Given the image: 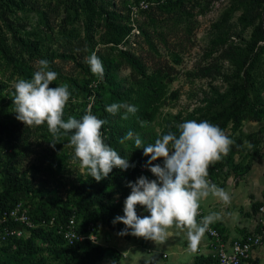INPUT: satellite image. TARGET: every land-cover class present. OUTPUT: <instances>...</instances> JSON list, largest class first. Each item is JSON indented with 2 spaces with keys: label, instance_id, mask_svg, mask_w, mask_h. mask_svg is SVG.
I'll return each instance as SVG.
<instances>
[{
  "label": "trees",
  "instance_id": "obj_1",
  "mask_svg": "<svg viewBox=\"0 0 264 264\" xmlns=\"http://www.w3.org/2000/svg\"><path fill=\"white\" fill-rule=\"evenodd\" d=\"M152 1L158 4L160 11L164 8H181L185 2ZM203 1L201 13H205L210 4L218 0ZM140 2L147 3L148 8L138 13H150V0H134L129 4H119L117 0H0L1 60L12 72L24 79H31L35 72L31 64L36 59H47L50 69L55 72L57 70L52 67L55 59L72 61L78 65L84 76L66 79L72 95L65 108V120L69 116L81 119L87 111L107 120L101 129L105 143L116 149L121 157L127 158L130 165H134L124 171L113 168L109 176L100 182H96L84 169L74 174V179L68 183L69 187L50 178L43 179L42 185H36V178L28 175L29 170L53 175L55 172L67 171L71 161L76 160L74 147L70 144L71 133L61 135L58 141H54L46 123L32 127L16 119L13 104L15 88L8 100L0 96V216L22 203L35 224L34 228L26 229L21 237H8L0 243V264H98L104 260L118 262L120 256L116 250L88 240L71 246L57 231L72 216L78 233H86L90 223L95 226L101 224L117 232L125 228L122 223L113 224L112 221L116 215L124 214V200L131 192L128 183H134L140 176L154 180L149 169L155 164L162 166L163 161L160 158L149 165L147 162L150 156L143 154V148H135L134 138L123 144L119 143L123 136L132 131L134 137L138 135L146 146L169 131L178 134L177 125L195 118L197 114L202 117L200 121L207 120L222 130L231 123L233 132L245 121L259 122L264 119V74L260 72L264 65V0H229L227 12L214 24L213 36L203 51V60L208 58L210 61L187 72L189 79H208L210 82L221 80L222 85L211 84L208 91L203 92L204 106L193 110L186 119L171 115L165 120L159 133L148 135L141 123L153 120L165 88L164 80L169 75L160 70L147 74L141 58L136 55L141 35L154 48L150 40L151 34L140 27L136 20L131 21V7L138 6ZM236 11L241 12L238 18L241 28L233 31L234 25L228 26L226 23L231 18V13ZM19 12L35 13L38 22L45 28L43 33H28L26 21H18ZM58 18L62 21V31L59 33L63 36V50L60 53L47 44V41L52 40L53 22ZM150 21L153 25L151 17ZM75 23L82 25L81 39L73 28ZM133 24L138 28L139 36L131 42ZM68 26H71L70 30L67 29ZM251 26L253 30L246 39L242 34ZM98 30H101V34L95 38ZM155 31L154 26V33ZM120 45L125 49L120 48ZM93 52L103 62V80L94 76L87 64V58ZM224 62L230 68L224 69ZM123 63L145 81L146 87L134 89L131 84L126 86L125 80L119 76ZM58 75L61 77L59 73ZM4 87L5 84L0 81V90ZM122 102L136 106L137 113L129 115L128 119H122L124 110L116 115L105 111L108 105ZM251 139L250 135L246 138L239 135L232 139L234 143L230 146L229 153L209 165L208 177H212L215 170L218 172L228 169L233 163L234 155L240 153L245 142ZM51 142H56L54 147ZM39 147L41 154L36 155V160H44L41 165L46 166L40 169L31 164L28 171L22 172L25 159L36 153ZM142 167L144 172L140 170ZM259 206L255 205L254 211L258 212ZM51 218H54L53 226L41 224L42 220ZM11 226L17 227V224L11 223ZM214 263L211 258H199L195 264Z\"/></svg>",
  "mask_w": 264,
  "mask_h": 264
},
{
  "label": "clouds",
  "instance_id": "obj_2",
  "mask_svg": "<svg viewBox=\"0 0 264 264\" xmlns=\"http://www.w3.org/2000/svg\"><path fill=\"white\" fill-rule=\"evenodd\" d=\"M37 64L31 79L20 78L14 84L16 119L32 127L46 123L54 141L71 133L74 159L96 182L108 177L113 168L127 170L134 167L127 158L121 157L116 149L105 143L101 129L107 120L90 111L81 119L69 116L65 120V108L72 95L69 86L65 83L50 87L57 80L58 73L50 70L47 59H40ZM87 64L90 72L103 80V62L96 53L88 56ZM121 110H124L121 118L128 119L129 115L137 113L138 108L122 102L112 103L105 109L112 115ZM177 129L178 134L169 131L146 146L138 135L134 137L132 131L119 140L123 144L134 138L135 148H143V154L150 156L149 165L160 158L163 164L150 167L155 180L140 176L134 183H128L131 192L124 200V214L116 216L112 223L125 225L118 233L120 236L130 234L161 243L167 240L169 229L187 230L190 247L195 251L209 225L219 219L217 213H212L198 223L200 200L212 194L225 204L230 203V195L211 184L207 177L209 165L226 156L234 141L218 125L207 120H186L178 124ZM55 144L51 142V146ZM137 205L149 215L138 216Z\"/></svg>",
  "mask_w": 264,
  "mask_h": 264
},
{
  "label": "rangeland",
  "instance_id": "obj_3",
  "mask_svg": "<svg viewBox=\"0 0 264 264\" xmlns=\"http://www.w3.org/2000/svg\"><path fill=\"white\" fill-rule=\"evenodd\" d=\"M41 1L43 0H40V2ZM150 1V13L143 11L137 15L135 20L140 27H144L151 34L150 40L154 48H151L144 37L138 34L139 46L137 49L138 54L136 53V55H139L141 58L147 74L150 75L160 70L161 73L169 75V78L164 80L165 88L153 120H145L141 123L143 130L146 131L148 135L153 132L159 133L164 126L165 120L169 119L171 115L179 116L183 120L186 119L187 115L193 110L204 106L202 103L203 92L208 91L211 84L217 86L222 85L221 80L210 82L208 79H189L187 72H190L194 67L200 64L204 65L210 61L208 58L203 60V51L207 48L213 36L212 31L214 24L219 22L220 17L227 12L229 8V0H218V2L215 1L211 3L205 13H201L200 10L204 5L203 0H185L181 8L175 10L164 8L160 11L157 6L158 4H155L152 0ZM117 2L119 4H122V2L123 4L125 2L129 4L133 3L134 0H117ZM162 2H164V0H161L160 3ZM53 4H55V2H53ZM51 7L53 8L52 4ZM18 15L20 19L17 20L19 22L26 21L28 33H43L42 31L45 30L43 25L38 22L39 19L35 13L19 12ZM240 15V11L231 13V18L226 23L228 26L229 24L234 25L232 27L233 31L236 29L240 30L241 28L238 22ZM150 17L154 20L153 25L151 24ZM61 25L62 21L60 18L53 22L52 40L47 41V44H50L52 49L57 50L59 53L63 50V36L59 33V31H62L60 28ZM154 26L156 30L155 33ZM73 28L80 35L79 38H83L82 25L80 23H75ZM67 29L70 30L71 26H68ZM252 30L253 26L247 28L244 30L242 36L248 39ZM100 32L101 30H98V32L95 33V38H98L99 34H101ZM44 53H46L45 50ZM38 60L40 59H36L31 64L34 71L38 68ZM79 62L82 61L79 59ZM52 64V67L57 70L61 77L58 75L57 80L50 84V87H56L65 83L68 84L66 79L70 77L81 78L84 76L81 68L72 61L64 62L60 59H55ZM223 66L224 69L230 68L226 62L223 63ZM12 71L13 70L7 67L5 62L0 58V81L5 84L4 89L0 90V96L7 100L10 98L15 82L20 79V77ZM260 72L264 74V65L261 66ZM119 76L121 79L125 80L127 87L130 84L134 89L146 87L145 81L138 77L129 66L124 63L120 67ZM223 86L225 87V85ZM201 118L202 117L197 114V116L191 120L199 122ZM223 131L231 140L239 135H242L244 138L250 135L252 139L245 142L240 153L234 155L233 163L230 164L227 169L229 171L224 170L214 173L212 176V184L214 178L215 180L219 178L223 181L230 171L241 175L242 173L248 172L257 160H264V119L259 122L245 121L235 132L232 130V124L229 123ZM38 154H41L40 147L37 149L36 153L25 159L21 169L22 172L28 171L31 164H35V166L40 169L46 166L41 165L44 160H42V162L36 160V155ZM83 170L84 168L81 167L80 162L74 160L71 161L67 171L55 172L52 173L53 175H47L43 172L39 173L35 170H29L28 175L29 177L33 176L36 178L34 181L36 185H42L43 179L50 178L56 182L61 181L63 184H66L65 187H69L68 183L74 179V174L79 171L82 172ZM96 229V235L99 239L98 244L102 246L118 243V239L115 238L125 236H120L118 235L119 232L108 229L101 224H97ZM126 236L131 235L128 234ZM134 241L136 240H131V243H134ZM136 242H138L136 243L138 246L137 250H133L131 253L132 259L135 260L136 257L148 256L146 251L143 252L140 247H143V249H145V247L147 248L149 242H146L142 237H138ZM153 257L159 258L157 253L151 254L148 258L150 260ZM142 259L143 258H139V260L136 261L141 263Z\"/></svg>",
  "mask_w": 264,
  "mask_h": 264
},
{
  "label": "crops",
  "instance_id": "obj_4",
  "mask_svg": "<svg viewBox=\"0 0 264 264\" xmlns=\"http://www.w3.org/2000/svg\"><path fill=\"white\" fill-rule=\"evenodd\" d=\"M213 184L224 189L230 195V203L225 204L219 197L209 194L207 198L200 200L201 215L197 217V221L199 223L203 217L217 213L219 219L209 227L217 229L222 235L223 242L228 246L233 240L241 239L255 232L258 219L260 217L264 219V213L259 212V208L264 206V160H257L248 172L241 175L230 171L223 181L214 178ZM257 204L260 205L258 212L254 211V206ZM137 215L147 216L149 213L143 208L137 211ZM168 232V238L163 243L145 239L146 242H149V246L145 249L140 248L143 252L146 251L148 256L136 257L135 260L132 259L131 253L133 250H137L138 237L131 235L115 238L118 239V243L105 245V247L115 249L120 260L118 262L104 260L100 264H195L199 258L213 259L211 248L213 241L207 232L195 251L190 247L187 230L173 227ZM133 239L136 241L131 243ZM156 253L159 258L153 257L149 260L148 257ZM139 258H143L141 263L136 261ZM249 262L250 264H264V242L251 251Z\"/></svg>",
  "mask_w": 264,
  "mask_h": 264
},
{
  "label": "built area",
  "instance_id": "obj_5",
  "mask_svg": "<svg viewBox=\"0 0 264 264\" xmlns=\"http://www.w3.org/2000/svg\"><path fill=\"white\" fill-rule=\"evenodd\" d=\"M218 2V1H217ZM148 8V4L145 2H140L138 6L131 7V21H135V18L139 14L140 10H146ZM133 29L131 32L130 41L133 42L138 36L139 31L135 24H133ZM133 46H135L133 44ZM122 49H125L123 46H119ZM119 169V168H116ZM121 170V169H120ZM141 172H144L145 169L142 167ZM124 171V170H122ZM217 170L214 171V173ZM154 176V175H153ZM156 177L154 176V180ZM207 179L212 182L211 177H207ZM118 202V196L115 198V203ZM143 207L140 205L136 206V210H140ZM260 213H264V206L259 208ZM122 216V214H118ZM116 215V216H118ZM201 211L198 210V216L200 217ZM11 223L17 224V227H12ZM42 225L48 224L50 226L54 225V218L49 220H42ZM0 243L6 240L8 237H21L26 229H31L35 227V224L31 221L28 210L22 205V203H18L11 210L5 211L0 216ZM208 236L212 239L213 243L211 248L213 250L212 258L215 261L214 264H250V253L251 251L263 244L264 242V219L260 217L257 221L256 231L244 236L241 239L233 240L228 246L225 245L222 239L221 233L215 229L209 227L206 231ZM58 234L62 235L66 240L68 245H75L79 242H84L86 240L91 243L98 244V236L96 235V226L93 223H90L87 226L86 233H78L76 229V222L74 217H70L68 223L65 226H59Z\"/></svg>",
  "mask_w": 264,
  "mask_h": 264
}]
</instances>
